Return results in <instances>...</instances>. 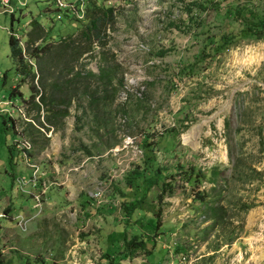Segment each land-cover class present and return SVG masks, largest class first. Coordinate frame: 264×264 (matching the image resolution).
<instances>
[{"label":"rangeland","instance_id":"rangeland-1","mask_svg":"<svg viewBox=\"0 0 264 264\" xmlns=\"http://www.w3.org/2000/svg\"><path fill=\"white\" fill-rule=\"evenodd\" d=\"M9 1L0 5V264H108L122 228L127 239L137 233L120 204L122 195L143 197L128 180L146 158L158 182L139 208L158 227L138 214L135 225L153 252L111 264H264V31L240 38L242 24L224 11L247 6L264 18V0ZM57 1L83 6V17ZM89 3L113 17L101 31L104 48L74 72L98 74L106 60L122 86L98 110L88 103L101 89L67 108L51 106L39 86L32 99L9 53L10 31L23 49L32 20L52 41L75 37ZM230 34L224 50L204 48ZM48 73L42 67L40 77ZM190 170L199 181H186ZM213 208L223 209L218 220H209ZM16 215L28 219L24 231Z\"/></svg>","mask_w":264,"mask_h":264},{"label":"trees","instance_id":"trees-1","mask_svg":"<svg viewBox=\"0 0 264 264\" xmlns=\"http://www.w3.org/2000/svg\"><path fill=\"white\" fill-rule=\"evenodd\" d=\"M201 8L200 5L197 6V9ZM224 11L226 15L233 16L242 24L243 27L237 35L240 36V38L257 37L264 31V18H260L247 6H227L224 7ZM246 14L249 15L251 21H248L249 19L245 17ZM112 17L113 11L111 8H103L93 3H89L86 6L84 17L85 26L80 29L75 37L68 36L58 41H52L47 38L45 28L36 20H32L29 24L30 31L27 34V45L25 49L20 46L19 40L15 37L13 30H11L8 39L9 53L15 62L16 73L20 77V84L25 82H28L29 84V90L31 92L30 97L33 99V94L38 93L37 87L39 86L42 89L41 93H49L48 100L51 102V106H57V102L61 100V104H63L61 106L67 108L73 98L78 96H90L92 93H97L101 89L103 96H91L88 104L91 108H94L95 106L96 110L103 107L104 99L106 98L107 100L109 98L106 97V95L112 94V96H114V92L118 87L122 86V81L116 79L117 72L115 71V68H117V65L112 66L105 60L98 67V74H93L88 71L87 76H85L79 71L74 72V63L82 59L84 55L92 53L95 48H100L101 50L104 48V44L101 43L103 38L101 36V31L107 26L108 22L112 21ZM233 38L234 36L232 34L226 35L223 41H220V44L222 45H219L218 41H211L210 38H207L209 47L205 45L204 48H208L207 51L209 54L217 53L227 48ZM38 42L39 44L34 47ZM25 53L29 58L37 62V73L39 74L38 79L36 77V71H34L25 59ZM100 55L103 56V53L100 52ZM88 56H91V54ZM42 67H45L49 71L51 70L52 73L40 77V74H42ZM56 68H67V73L65 75L61 74L55 76ZM92 81L94 85H92ZM95 85L97 86L95 87ZM14 92L15 89L10 93L13 94ZM55 93L59 96V99L53 98ZM38 100L44 102V98L38 97ZM60 114V119H63L68 113L65 110ZM51 123L54 125L53 121ZM150 139V136L145 138V141H143V148L147 147ZM146 157L148 156L146 155ZM149 160L150 159L146 158L144 161V170L141 173L134 172L131 179L128 180V189L135 194L139 188L143 193V197L133 203L130 200V197L122 195V201L120 204V213L122 218L126 220V226L136 229L137 233L133 234L130 239H127L126 230L122 228L119 233L122 247L116 251L112 250V247L109 245V248L111 247V249H109L107 255L111 259H109L108 264H111L112 260L132 259L139 252L144 253L147 257L152 255L153 251H148L146 248L150 241L149 236L142 234L139 231L140 229L135 225V218L138 214L142 220L146 222L147 226L154 231L157 230L158 227L157 220L151 218L148 213L139 208L144 196L148 194L151 186L158 182V176L156 173H159V169L154 167L153 163L151 161L149 162ZM216 172L217 171H215L214 174ZM184 174L187 175L186 181L188 182L199 181V175L195 173L194 170H190L189 172L184 171ZM147 175H149V178H147ZM222 211L223 209L216 208L208 210L209 220H218ZM5 212H7V209ZM133 218L135 220H133ZM129 221L134 223L131 224ZM112 233L113 232L110 234ZM110 243L112 245L113 241L111 240ZM153 248H155L154 244Z\"/></svg>","mask_w":264,"mask_h":264},{"label":"built area","instance_id":"built-area-1","mask_svg":"<svg viewBox=\"0 0 264 264\" xmlns=\"http://www.w3.org/2000/svg\"><path fill=\"white\" fill-rule=\"evenodd\" d=\"M4 1H6V0H4ZM7 1H9V0H7ZM61 3H62L61 1H57L56 4H57L58 7H61V8H67L68 10H70L71 12H73V13L75 14V16H76L77 18H79L80 16L83 17V15H84V11H83V9H82L83 6H80L78 9L74 10V9L71 7V5H69V4H67V5H63V4H61ZM20 179H22V182H23V179H24V178H20ZM29 182H31V181H29ZM17 184H18V183H17ZM15 222H16L17 226H18L22 231H24V229L26 228V225H27L28 219H26L25 217H22V216H17V217L15 218Z\"/></svg>","mask_w":264,"mask_h":264},{"label":"crops","instance_id":"crops-1","mask_svg":"<svg viewBox=\"0 0 264 264\" xmlns=\"http://www.w3.org/2000/svg\"><path fill=\"white\" fill-rule=\"evenodd\" d=\"M1 1H3V0H0V5H1ZM9 3H10V1H9ZM8 207H9V206H8ZM5 208L7 209V207H5ZM5 208H4V209H5ZM4 209H3V211L5 212L6 209H5V210H4ZM8 210H9V209H7V212H8ZM5 213H6V212H5ZM7 215H14V213H13V211H12V212H9V214H7ZM16 216H17V215H16Z\"/></svg>","mask_w":264,"mask_h":264}]
</instances>
